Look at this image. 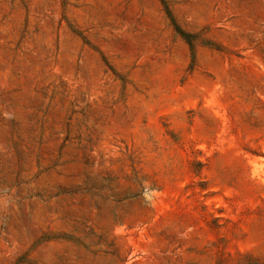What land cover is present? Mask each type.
I'll return each mask as SVG.
<instances>
[{
  "label": "rangeland",
  "instance_id": "1",
  "mask_svg": "<svg viewBox=\"0 0 264 264\" xmlns=\"http://www.w3.org/2000/svg\"><path fill=\"white\" fill-rule=\"evenodd\" d=\"M164 1L0 0V264H264V0Z\"/></svg>",
  "mask_w": 264,
  "mask_h": 264
},
{
  "label": "trees",
  "instance_id": "2",
  "mask_svg": "<svg viewBox=\"0 0 264 264\" xmlns=\"http://www.w3.org/2000/svg\"><path fill=\"white\" fill-rule=\"evenodd\" d=\"M162 6H163V10L166 14V16L168 17V19L170 20L172 26H173V29L174 31L179 35L181 36L188 44L189 46V49L190 51L192 52L193 50V47H192V36L190 33L188 32H185L184 30H182L174 21L173 17L171 16V13H170V9L165 5V1L164 0H160ZM216 48V47H215ZM193 54V53H192ZM215 264H224L223 261H221L220 259H218L216 261Z\"/></svg>",
  "mask_w": 264,
  "mask_h": 264
}]
</instances>
